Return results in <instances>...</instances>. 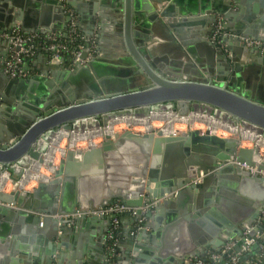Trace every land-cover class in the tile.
Here are the masks:
<instances>
[{"label": "water", "instance_id": "95a60500", "mask_svg": "<svg viewBox=\"0 0 264 264\" xmlns=\"http://www.w3.org/2000/svg\"><path fill=\"white\" fill-rule=\"evenodd\" d=\"M32 2L16 1L13 16L0 4V24L15 20L9 29L19 25L27 34L66 36L69 6L78 14L85 49L80 60H70L72 71L52 66L25 79L6 75L0 57V171L8 169L16 179L34 160L43 163L57 132L106 126L112 117H143L151 110L208 114L264 139V52L248 46L264 42V0H47L46 6L63 16L62 27L29 25ZM93 38L95 52L89 55ZM157 48L170 57L158 55ZM231 158L264 169L257 145L242 147L241 138L210 130L181 135L128 130L106 135L100 147L70 150L54 179L33 191L0 192V222H5L0 264L32 258L33 264H68L62 249L67 235L106 217L72 222L58 217L116 201L150 205L145 213L138 210L146 217L144 228L129 235L121 257L110 253L105 234L95 238L97 244L84 240L72 255L75 264H97L101 253L102 264L205 258L241 237L264 211V178L230 163ZM24 222L33 233L54 224L47 238L31 234L27 240L46 247L40 255L38 247L26 253L13 245Z\"/></svg>", "mask_w": 264, "mask_h": 264}, {"label": "built area", "instance_id": "2783aa9c", "mask_svg": "<svg viewBox=\"0 0 264 264\" xmlns=\"http://www.w3.org/2000/svg\"><path fill=\"white\" fill-rule=\"evenodd\" d=\"M66 14L70 17V21L67 23L66 26V40H62L61 33L58 32H51V33H24L22 29L17 26L13 29V31L7 35L10 44V51L8 57L4 60V73L12 79H25L30 77V73L25 68V63L27 60L33 58L38 52H45L48 56V63L50 66H61L64 64L65 59L70 57L71 59L80 60V57L85 49V45H79L78 47H73L72 45L79 42L85 41V35L81 34L79 31V17L74 10L66 6ZM220 25H217V31ZM92 47L89 55H92L95 52V45L96 39L93 38L92 40ZM248 46L252 48L259 49L261 52H264V42L259 41H250L248 42ZM87 60H83L82 64L86 65ZM169 113V114H168ZM193 114H197L195 112H190V114L185 117V115L180 118L177 116L174 120L170 119L173 116V111L166 112V111H155L152 110L147 115L148 124L150 129L147 131L145 126H141L138 124L139 121H136L135 124H130L121 127L122 129L127 128L128 130H132V128H141L142 130L147 131V133H154L158 134L159 132H163L164 135L166 134L164 130L168 125L177 123V125H184L187 126L193 125L192 122H184V119H187ZM134 117L133 115H131ZM210 116V115H209ZM211 118L213 116H210ZM135 118V117H134ZM214 118V117H213ZM169 119V123L164 126L161 130L155 132L152 130L151 121L156 122L157 124L161 125V122ZM189 121V120H188ZM112 122L109 121L106 126L101 125L99 126L104 130L101 132L99 136L93 138L92 134H90L88 138L77 141L75 145H72V140L74 135L78 132L76 130H69V131H61L57 132V134H64L67 132V137L64 138L60 144L56 147L61 151L58 154V161L55 162L53 165V169L51 172L46 173V169L42 167L43 163H40L36 160L33 163H40L39 168L36 167V164H31L29 167L24 169L22 174V178L18 183H15L12 177V174L9 172L8 169H3L0 171V178L4 175L7 176L6 183L7 188L0 190L2 193H12L17 189L20 190H27L32 191L37 188L40 182H48L54 179L56 172L58 171L62 160L65 159L68 151L81 149L80 147L87 145V149L93 147H100L106 141L107 129L111 126ZM134 123V122H133ZM174 127V126H173ZM177 127V126H176ZM208 129L215 133V131L210 128L211 126H207ZM116 134H120L119 130H114ZM153 131V132H152ZM174 132L176 135L179 133L176 132L174 128ZM94 133V132H93ZM186 133V132H182ZM181 133V134H182ZM137 134V133H136ZM180 134V135H181ZM143 135V134H139ZM217 135V134H216ZM114 138V136H111ZM68 142L69 148L64 146L65 142ZM65 142V143H64ZM52 141L49 143L51 145ZM259 140L255 141V145L259 147L260 155L264 159V146L260 144ZM264 141L262 142V144ZM254 145V146H255ZM248 148V147H247ZM46 154V153H45ZM44 154V155H45ZM230 163L234 165L240 166L242 169L249 171L252 175H256L259 177L264 178V169L260 168L258 165L249 166L246 163H239L236 158H231ZM35 169L40 170L36 172ZM43 168V169H42ZM29 170L35 177H32L31 181L24 187L21 185V181L24 178L26 171ZM40 177H44L45 180H42ZM36 184V187L32 189L29 188L30 184ZM141 210L143 213L150 210V205H145L141 208L131 207L126 205L123 202L116 201L111 205L104 207V208H97L91 209L88 211H80L76 210L74 214L69 216H60L58 218L64 217L66 220L72 222V219L75 217L81 218L84 216H98V217H111L110 228L107 235V242H108V250L113 256L118 255V243L121 234V221L120 218L123 215H129L131 217L137 218V222L135 225V232L137 233L138 230L144 228V224L146 222V217L144 215L138 214V210ZM134 232V233H135ZM227 259L230 264H264V211L262 212L259 219L251 226V229L245 230L242 233L241 237H238L236 240H232L226 243L220 250H212L207 252L206 257H193L187 259L184 264H214L219 263L220 261Z\"/></svg>", "mask_w": 264, "mask_h": 264}, {"label": "crops", "instance_id": "0c3cea01", "mask_svg": "<svg viewBox=\"0 0 264 264\" xmlns=\"http://www.w3.org/2000/svg\"><path fill=\"white\" fill-rule=\"evenodd\" d=\"M17 3H21L22 0H0V4H5L6 7H3V12H8V7L10 8L11 11V16L15 15L16 10L19 9V7L15 6ZM46 1L47 0H33L32 3H34L33 7H30V9L32 11L28 12V14L26 15V19L28 21V24L30 25L33 22H39L38 25H42L45 26L47 25V27L49 25H51V23H56V25H58L59 27H62L61 25L63 24V16L59 15V14H55L52 11V7H47L46 6ZM15 12H13L14 10ZM13 12V13H12ZM15 23V20L11 21L10 23H1L0 24V29L3 31V34H0L2 40L0 41V57H2V61L4 63V60L8 57L9 55V51H10V44L9 43V39L7 37L8 34H10L14 28H16L19 25L14 26L12 29H9L8 27H10L9 25L13 26ZM65 24V23H64ZM86 25V24H85ZM20 27V26H19ZM39 28H46V27H39ZM29 29H33L32 26H29ZM63 29V28H62ZM79 29L82 32L83 28L82 26L79 24ZM0 30V31H1ZM63 31L66 32V28L64 27ZM55 32V31H54ZM29 33H34V32H29ZM35 33H41V32H35ZM84 34V33H83ZM85 35V34H84ZM8 42V43H7ZM161 47V46H158ZM158 49V48H157ZM7 50V55H3V53ZM157 54L160 56H164L166 55L167 57H170L169 54H167V50L166 49H158ZM71 58L68 57L65 59L64 64H62L61 66H58L61 69H68L70 71L73 70V64L70 63ZM25 68L28 70V72L30 73V77L31 76H36V75H43L44 73L48 72L49 70H52V66L49 65L48 63V56L45 52H38L33 58H31L30 60H27L25 63ZM4 67V64H3ZM48 80H51V76L48 75V77H46ZM58 83H56L57 85ZM243 147V146H242ZM33 191V190H32ZM91 218V217H88ZM111 219L109 217L106 218H102L100 220H98L95 224H88L85 223L84 226L78 227L76 229L75 232L69 233L67 235V237L65 238V247H63L62 249L66 252H64V254L66 255V257L68 258V264H75V261L72 257V255H74L75 253H77V251L80 248L81 242H84V240H88L90 241V243L93 245V241L95 240V238H99L101 234H105V240L107 238L108 235V231L110 228V221ZM121 224V236L119 238V243H118V255H116L117 257H121L124 253L127 252L128 250V245H127V241L129 239V235L132 234H136L135 232V221L133 219V217L129 216V215H123L120 218ZM111 222V221H110ZM1 227H5V222L3 220V222H0ZM14 226H18L17 224L15 225V223L13 222L12 224ZM19 228L21 229V231L16 235V241H15V247H25L26 249H24V251L26 253H29L30 248L29 247H38L39 251H37L38 253H41V250H44L46 247L44 245H39V243L35 242L34 244L28 242L27 240L30 239V236H34L36 239L40 236H43L44 238H47V233L50 230H53L54 228V224L53 223H49V225L45 228V232H42V230L44 229L43 226H39L37 227V230L33 233L30 232V225L27 224L26 222H24V224L22 226H19ZM148 231L150 232V230L148 229ZM135 232V233H134ZM32 234V235H31ZM93 234H94V238H93ZM88 236V237H87ZM86 237V238H85ZM13 239V237H9V240ZM24 239L26 240L24 242ZM37 241V240H36ZM95 244L98 243V240L94 241ZM39 253V255H40ZM59 253V252H58ZM38 255V254H37ZM103 253H101V255H97L98 258L96 259V263L97 264H102L104 263V259L102 258ZM18 259V257H14V259ZM86 260V257H85ZM33 258L28 260H23V262H20L18 264H33ZM116 264V262H114Z\"/></svg>", "mask_w": 264, "mask_h": 264}, {"label": "bare ground", "instance_id": "6f19581e", "mask_svg": "<svg viewBox=\"0 0 264 264\" xmlns=\"http://www.w3.org/2000/svg\"><path fill=\"white\" fill-rule=\"evenodd\" d=\"M169 112H171V111H169ZM188 115H185V117H187ZM134 117H132L131 115L112 117L109 121H114V122H112L111 126L107 129V135L115 136L116 132L114 130L117 131L119 128H121L123 126L135 124L136 121H139L138 124H140L141 126H145L147 131L150 129V126H149L148 120H147V115H145L143 117H140V116H134ZM190 121L192 122L193 125H195L196 127L200 128V129H203L206 126H211L210 128H212L214 131L220 130L221 133L233 134V133L240 132L242 134L251 136V137L255 138L256 140H259L261 142L260 144L262 146H264V143L262 144L264 139L262 138L261 135H258L257 133L252 132L250 130L244 129L240 126H234L231 123L224 122L223 120H219L215 117L211 118L208 114L197 113V114H193V116H190L187 119H184V122H186V123L187 122L190 123ZM174 127L172 126V124H170L168 127H166V130H164L166 133L165 135H170V134L176 135V133L174 132ZM181 127H184V125H182ZM101 132H104V130H102V128H100V127L78 131L73 137L72 145H75V143L77 141L85 139V137L86 138L90 137L89 136L90 134H92L93 135L92 137L95 138L96 136H99L101 134ZM66 135H67V132H64V134H56V136L52 138L51 145L48 146L47 150L45 151V153H46L44 155L45 162H44V164H42V167L46 169V173L51 172L53 169V165L55 164V162L58 161L57 157L61 151L56 146L58 144H60L64 138L67 137ZM256 140H254V141H256ZM91 148H93V146ZM33 164H36L37 168H39V166H40V163H38V162L37 163L34 162ZM34 170L36 172L40 171V170H37L35 168H34ZM32 177H35L34 174H32L29 170H27L25 175H24V178L21 181V185L25 187L32 180L31 179ZM40 178L42 180H45L44 177H40ZM6 179H7L6 175H4L0 178V190L7 188L8 182L6 183Z\"/></svg>", "mask_w": 264, "mask_h": 264}, {"label": "rangeland", "instance_id": "374dc122", "mask_svg": "<svg viewBox=\"0 0 264 264\" xmlns=\"http://www.w3.org/2000/svg\"><path fill=\"white\" fill-rule=\"evenodd\" d=\"M152 111V110H151ZM173 111V116L170 118V119H175L177 116H179L180 118H182V114H180L179 112H178V110H176V109H174V110H172ZM166 112H168V111H166ZM190 112H193V111H190ZM189 112V113H190ZM188 113V114H189ZM187 114V115H188ZM173 119V120H174ZM194 122V121H193ZM153 123V124H152ZM169 123V119H166L165 121H163V122H161V125L160 124H157L156 122H153V121H151V126H152V130H154L155 132H157V131H159V130H161L164 126H166L167 124ZM169 126V125H168ZM173 126H175L174 128L176 129V132L177 133H179V135L182 133V132H190V131H194V130H199L201 133H205L206 131H208L209 129H208V127L206 126L205 128H203V129H200V128H198V127H196L195 125H187V126H185V127H181V125H177V123H174V125ZM177 126V127H176ZM241 127V126H240ZM119 131V133L120 134H122V133H124L125 132V129H122V128H119L118 129ZM132 130H133V132L134 133H137V134H146L147 133V131H145V130H142L141 128H132ZM126 131H127V128H126ZM153 132V131H152ZM215 134H217L218 136H221V137H225V138H230V137H238V138H241V142H242V146L243 147H248V148H252V147H254V145H255V141L254 140H256L255 138H253V137H251V136H248V135H245V134H242V133H240V132H237V133H233V134H229V133H221L220 132V130H216L215 131ZM257 141V140H256ZM65 142H67V141H65ZM64 142V143H65ZM64 146L66 147H68L69 148V145H68V142L67 143H65L64 144ZM81 149H87V145H84V146H82V147H80ZM10 172V171H9ZM11 173V172H10ZM22 176V175H21ZM18 177V178H13V180H14V182L15 183H18L20 180H21V178L22 177ZM36 184H33V183H31L30 184V186H29V188L30 189H32L33 187H36L35 186Z\"/></svg>", "mask_w": 264, "mask_h": 264}, {"label": "trees", "instance_id": "16d2710c", "mask_svg": "<svg viewBox=\"0 0 264 264\" xmlns=\"http://www.w3.org/2000/svg\"><path fill=\"white\" fill-rule=\"evenodd\" d=\"M81 34H83V32H81V31H79ZM62 36V40H66V36H67V34H66V36H64L63 34H61ZM79 45H85V41H79V42H77V43H75V44H73L72 46L73 47H78ZM30 60V59H29ZM214 264H230V262L227 260V259H224V260H222V261H220L219 263H214Z\"/></svg>", "mask_w": 264, "mask_h": 264}, {"label": "flooded vegetation", "instance_id": "af4514ba", "mask_svg": "<svg viewBox=\"0 0 264 264\" xmlns=\"http://www.w3.org/2000/svg\"><path fill=\"white\" fill-rule=\"evenodd\" d=\"M217 31V30H216ZM91 218L93 217V216H90ZM136 225V224H135ZM132 235H134V234H132ZM120 236H121V234H120ZM106 242H107V238H106ZM108 243V242H107Z\"/></svg>", "mask_w": 264, "mask_h": 264}]
</instances>
